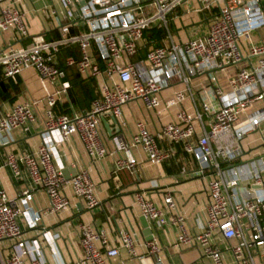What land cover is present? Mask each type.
Segmentation results:
<instances>
[{
	"label": "built area",
	"instance_id": "built-area-1",
	"mask_svg": "<svg viewBox=\"0 0 264 264\" xmlns=\"http://www.w3.org/2000/svg\"><path fill=\"white\" fill-rule=\"evenodd\" d=\"M20 1L0 0V78L15 81L31 70L44 95V110L41 117L37 102L22 97L4 110L1 106L0 136L41 125L44 131L56 132L58 139L33 151L0 156V170L25 183L9 194L0 180V264H112L119 248L134 264H142L146 256L150 264H162L164 248L155 231L164 227L172 230L176 251L196 247L199 259L208 264H264V38L248 44L250 35L264 27L259 0H57V6L42 10L50 27L36 34L29 33L28 17L37 12L23 8ZM179 10L204 17L201 37L180 39L184 27L171 29L180 24ZM149 30L162 33L160 45L148 46L143 58H137ZM5 33H11L7 41ZM63 50L69 52L63 58L65 67L79 80L94 84V99L84 111L54 112L56 102L67 100L70 88L66 81L50 88L63 76L57 67ZM244 57L256 58L254 65L240 66ZM166 90L169 95L162 96ZM137 101L155 115L175 110L173 119L154 133L145 121H135L128 140L113 135L107 152L99 135L100 120L111 116L118 132L125 126L122 108ZM251 134H257L258 153L242 159L246 151L241 142ZM72 136L90 162L115 156L113 174H136L135 149L152 164L178 152L190 157L194 166L184 162L178 175L204 179L206 199L195 216L199 229L188 223L172 191L157 194L155 202L150 191L136 190L132 203L150 230L148 239L141 238L138 222L136 227L118 228L113 242L105 228L78 222L81 255L49 263L44 247L51 256L59 254L53 240L46 239L49 230L42 216L69 207L66 189L86 210L99 204L88 167L71 164L75 173L65 179L54 158V148ZM241 184L248 187L249 197L240 195ZM35 190L45 195L42 208L34 204ZM5 240L13 242L4 245ZM138 242L142 253L136 251ZM224 251L230 254L229 263L222 257Z\"/></svg>",
	"mask_w": 264,
	"mask_h": 264
},
{
	"label": "crops",
	"instance_id": "crops-1",
	"mask_svg": "<svg viewBox=\"0 0 264 264\" xmlns=\"http://www.w3.org/2000/svg\"><path fill=\"white\" fill-rule=\"evenodd\" d=\"M259 3L264 7V0H259ZM20 4L23 8L28 10H36V14L28 17L29 33L36 34L44 29L50 27V23L44 17L42 10L53 4L57 6V0H22ZM180 17V24L176 23L173 27H184V31L179 32L180 39L197 38L201 37L205 33L206 22L202 15L198 14H183L181 10L178 11ZM201 20V21H200ZM52 36H56V31H51ZM11 33H5L3 38L7 41ZM264 38V27L259 29L250 35V41L248 44H257L259 40ZM143 39L146 41L149 39V32H145ZM149 43H145L144 48L138 53L137 58H143L144 52ZM245 44L242 45V51L245 55ZM69 52L63 50L58 55V70L63 73L62 78L50 85V88L58 87L59 83L66 81L69 83L70 88L68 90L67 100H61L54 105L55 114H69L71 109L74 111H84L89 107L90 102L94 99L95 88L92 82H88V87L91 90L92 97L83 107L76 104L71 92V81L77 78L73 69L66 68L63 63V58ZM256 58H246L240 63V66H252L255 63ZM0 82L5 87V92L0 95V108L6 109L8 105L14 102L17 97H22L27 100H33L37 102L38 114L42 117L44 104H43V92L40 88V83L31 70L23 71L18 75L15 81L2 80ZM87 82V81H86ZM7 86V88H6ZM16 87L17 93H14L11 88ZM169 90L162 93V96H168ZM187 104L184 103L183 107ZM1 111V110H0ZM175 110H159L157 115L150 110H146L140 102H131L122 108V118L125 122V126L117 132V128L113 125L112 120L109 117L103 118L99 123V135L107 152L111 151L112 144L110 138L120 133L124 139L128 140L130 134L133 132V123L138 120H143L148 124V130L150 133H154L158 130L161 124L170 122L173 119ZM264 130V125L262 126ZM58 135L56 132H47L42 130L41 125H37L33 128H29L26 131H14L6 135L0 136V156L8 152L16 153L18 151H33L40 144H53L57 141ZM243 149L246 151L242 159L254 157L258 153L257 134H251L245 137L241 142ZM54 158L57 159L63 168H68V175L71 176L72 170L71 164L78 166L84 165L89 169L90 176L92 177L96 185V198L99 200V204L91 210H86L83 204L78 199L74 198L68 189L65 190V194L68 196L70 205L67 209H64L55 214H49L42 216V224L49 230V234L45 235L46 239L50 238L54 242V247L57 249L59 255L51 256L49 251L44 247V255L49 263L57 261H67L74 259L81 255V248L79 246L78 237L75 232V226L78 222L92 223L95 227H103L108 231L109 237L115 235L116 230L120 227L127 225L137 226V219L139 217L137 207L132 203V193L136 190L150 191L155 202H158L159 193L164 190H170L173 192L177 199V202L188 219L190 225L195 224V229H199L197 224V218H195L197 211L202 202L206 199L205 183L204 179L196 177H180L178 175L179 166L184 162H188L189 166H194L190 157L185 156L178 152L174 157H170L159 164L149 163L144 154L138 149L133 151V154L139 161L136 167V174L131 175L127 171H119L116 174L111 173L112 161L115 156L104 157L103 159L90 162L84 154L81 145L77 141L76 137L72 136L67 142L54 148ZM1 185H3L9 194L24 187V182L17 181L11 177L5 169L0 170ZM26 183L27 180L25 181ZM239 193L242 197H249L251 193L248 191V187L245 184H241L239 187ZM158 194V196H157ZM45 201L46 199L43 192L40 190L33 191L34 204L38 208H42L39 204L40 198ZM155 234L162 245V264H184L182 256L179 255V251H176L171 243L173 241L172 230L168 227L157 228ZM26 233L23 234L25 236ZM141 238L143 236L141 234ZM13 242V240H12ZM113 242V240H112ZM233 242V241H231ZM219 247L223 248L224 242L218 239ZM255 250V248H252ZM183 250V249H182ZM136 251L138 253L143 252L141 243L136 245ZM118 256L114 258L111 263L118 264L120 260H123L124 264H134L133 259L127 258L124 249H118ZM223 259L229 263L231 261L230 254L226 251L222 253ZM203 262L208 264L207 259L194 258L187 264ZM151 259L146 256L142 260V264H150Z\"/></svg>",
	"mask_w": 264,
	"mask_h": 264
},
{
	"label": "trees",
	"instance_id": "trees-1",
	"mask_svg": "<svg viewBox=\"0 0 264 264\" xmlns=\"http://www.w3.org/2000/svg\"><path fill=\"white\" fill-rule=\"evenodd\" d=\"M149 39L146 41V43H149L147 45H152L153 47H157L160 45V40L162 38V33L158 30H149ZM71 92L70 95L78 104L79 106H84L83 102H88L90 98L92 97V93L90 88L88 87V82L79 80L77 77L76 79H73L71 81ZM5 87L3 84L0 82V95H2L5 92ZM7 88V86H6ZM11 88V87H10ZM14 93L18 92V89L16 87L11 88Z\"/></svg>",
	"mask_w": 264,
	"mask_h": 264
},
{
	"label": "rangeland",
	"instance_id": "rangeland-1",
	"mask_svg": "<svg viewBox=\"0 0 264 264\" xmlns=\"http://www.w3.org/2000/svg\"><path fill=\"white\" fill-rule=\"evenodd\" d=\"M39 198H40V196H39ZM39 204L42 207L45 204V201L41 200V198H40ZM28 236L32 237L31 234H28ZM3 244L4 245H10V244H12V240H5V241H3ZM179 255L182 256L184 264H187L189 261L193 260L194 258L199 257V253H198V250L196 247H189V248L183 249V250L179 251Z\"/></svg>",
	"mask_w": 264,
	"mask_h": 264
},
{
	"label": "water",
	"instance_id": "water-1",
	"mask_svg": "<svg viewBox=\"0 0 264 264\" xmlns=\"http://www.w3.org/2000/svg\"><path fill=\"white\" fill-rule=\"evenodd\" d=\"M109 118H110V120H112L113 123H115L114 119L111 116H109ZM68 171H69L68 168H63L61 171L62 175L65 179L69 178ZM74 173H75V171L72 170L71 175H74ZM137 222L141 227V230H140L141 234L145 237V239H148L150 230L148 229L146 222L144 221V219L142 217H138Z\"/></svg>",
	"mask_w": 264,
	"mask_h": 264
}]
</instances>
